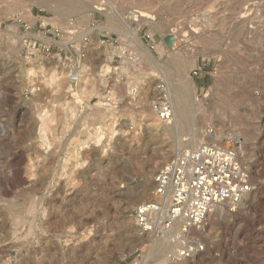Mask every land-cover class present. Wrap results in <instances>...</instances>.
I'll use <instances>...</instances> for the list:
<instances>
[{
  "label": "rangeland",
  "instance_id": "374dc122",
  "mask_svg": "<svg viewBox=\"0 0 264 264\" xmlns=\"http://www.w3.org/2000/svg\"><path fill=\"white\" fill-rule=\"evenodd\" d=\"M7 1L0 2V77L8 79L0 82V264H175L166 240L137 232L133 210L148 199L154 174L211 126L223 143L242 135L252 190L250 206L206 221L194 264H264V134L243 141L249 128L236 120L264 116V0H82L57 13L53 0H18L12 11ZM53 37L60 62L27 53ZM51 71L63 77L59 91L46 82ZM185 76L196 85L194 104L185 95L183 115L160 122L150 105L166 92L173 107ZM110 96L117 100L110 108L96 107ZM84 132L89 138L76 150ZM143 187V197H132Z\"/></svg>",
  "mask_w": 264,
  "mask_h": 264
},
{
  "label": "built area",
  "instance_id": "2783aa9c",
  "mask_svg": "<svg viewBox=\"0 0 264 264\" xmlns=\"http://www.w3.org/2000/svg\"><path fill=\"white\" fill-rule=\"evenodd\" d=\"M26 14L28 19H36L31 10ZM19 21L13 19L11 23ZM43 41H34L31 50L35 52L27 53L38 63L55 59L60 62V54L51 52L57 43L55 37ZM166 95L162 92V97L150 105L156 119L164 123L172 118V105ZM101 100L99 108H110L117 101L112 96ZM202 133L200 143L178 151L154 174L148 199L133 210L137 232L166 240L170 245L168 254L174 262L202 254L205 248L199 236L215 207L237 201L252 189L250 172L242 161L244 144L227 136L224 137L228 143L217 140L213 126Z\"/></svg>",
  "mask_w": 264,
  "mask_h": 264
},
{
  "label": "bare ground",
  "instance_id": "6f19581e",
  "mask_svg": "<svg viewBox=\"0 0 264 264\" xmlns=\"http://www.w3.org/2000/svg\"><path fill=\"white\" fill-rule=\"evenodd\" d=\"M7 1V0H6ZM17 1L18 0H12V1H9V2H11L10 4H12V5H10L9 3V7H11L10 9H9V11L11 10V9H14V8H12V7H15L16 5L17 6H19V2L17 3ZM38 1H44V3L45 2H50L51 0H38ZM53 1H55V5L54 6H52V5H50L49 4V8L52 10V9H55V12L56 11H60V10H65V9H67L68 10V7H72L73 8V10H74V8H78V4L79 3H83V2H81L82 0H53ZM140 1V0H139ZM138 1V2H139ZM0 2H5V0H2V1H0ZM8 2V1H7ZM95 2V1H94ZM140 2H143V1H140ZM146 2V3H145ZM144 3H145V6L146 5H149V4H147L148 2H151V1H145ZM42 3V2H41ZM103 3V2H102ZM108 3H111V1L110 2H108ZM54 4V3H53ZM151 4V3H150ZM67 6V8L65 7V9L64 8H62L63 6ZM144 5V4H143ZM221 5V4H220ZM225 5V4H224ZM83 6H84V4H83ZM107 7V6H106ZM19 8V7H18ZM95 8V7H94ZM14 10H16V9H14ZM18 10V9H17ZM20 10V9H19ZM22 10H24V9H22ZM69 10H70V8H69ZM72 10V9H71ZM77 11H78V9H76ZM102 10V9H101ZM12 11V10H11ZM25 11V10H24ZM26 11H28V9H26ZM219 11V10H218ZM64 12V11H63ZM65 12H67V11H65ZM72 12V11H71ZM75 12V11H74ZM105 12V11H104ZM213 12H216V11H213ZM57 13V12H56ZM61 13V12H60ZM114 13V12H113ZM12 14V13H11ZM59 14V13H58ZM65 15H67V13H64ZM107 14H110L109 13V11L107 12ZM117 15V14H116ZM140 16H141V19H142V21H143V19H148L149 17H148V15L146 14V13H144V12H142L141 14H139ZM231 15H234V13L233 14H231ZM26 16H27V14H26ZM88 16V15H87ZM111 15H109V17H110ZM211 16V15H210ZM214 16V15H213ZM213 16H212V18H213ZM216 16V15H215ZM219 16V15H218ZM217 16V17H218ZM255 16V15H254ZM107 17V16H106ZM231 17V16H230ZM235 17V16H234ZM210 18V17H209ZM222 18H224V17H221V19ZM247 18V17H246ZM55 19H57V18H55ZM215 19V18H214ZM213 19V20H214ZM220 19V18H219ZM218 19V20H219ZM226 19V18H225ZM245 19V18H244ZM250 19V18H249ZM46 20V19H45ZM48 20V19H47ZM46 20V21H47ZM53 20V19H52ZM109 20V19H108ZM151 20V19H150ZM217 19H216V21H218ZM237 20H239V19H237ZM50 21V20H49ZM57 21V20H56ZM116 21V20H115ZM152 21V20H151ZM201 21V20H200ZM205 21H207V19L205 20ZM209 21H212L211 20V18L209 19ZM222 21V20H221ZM241 21V20H240ZM244 21H246V20H244ZM113 22V21H112ZM149 22V21H148ZM154 22V21H153ZM193 22V21H192ZM194 22H196V20L194 21ZM203 22V24H204V21H202ZM234 22V21H233ZM233 22H231L232 24H233ZM235 22H237V21H235ZM109 23V25H112L110 22H108ZM196 23H198V22H196ZM196 23H193V24H196ZM221 23H223V22H221ZM230 23V22H229ZM230 23V24H231ZM242 24L244 23L243 21L241 22ZM240 23V24H241ZM106 24H107V22H106ZM105 24V25H106ZM113 24H117L116 22L115 23H113ZM124 24V23H123ZM199 24H201V23H199ZM207 24V23H206ZM206 24H204V25H206ZM212 24V23H211ZM219 24V23H218ZM224 24V23H223ZM228 24V23H227ZM103 26V25H101V27H99L98 26V29L99 30H101V29H104V30H111V29H113V30H116L117 31V25H116V27H108L107 26V28H106V26ZM122 25V24H121ZM202 25V24H201ZM214 25V24H213ZM233 25H235V24H233ZM105 27V28H103V27ZM215 26V25H214ZM213 26V27H214ZM229 26L230 25H228V28H229ZM240 26V25H239ZM246 26V25H245ZM122 27V26H121ZM191 27V26H190ZM193 27V26H192ZM195 27V26H194ZM200 27V26H199ZM202 27V26H201ZM203 27H205V26H203ZM216 28L217 27H219V29L220 28H223V27H220V24H219V26L217 25V26H215ZM225 27V26H224ZM231 27H233V26H231ZM230 27V28H231ZM241 27H243L244 28V26H241ZM96 28V27H95ZM208 28V27H207ZM210 28V27H209ZM242 28V29H243ZM247 28V27H246ZM92 29V28H91ZM195 29V28H194ZM212 29V28H211ZM214 29V28H213ZM224 29V28H223ZM223 29L221 30V32H223ZM237 29H239L240 30V28H237ZM245 29V28H244ZM248 29V28H247ZM209 30V29H208ZM225 30V29H224ZM229 30V29H228ZM178 31V30H177ZM190 32L192 31V30H189ZM217 31H219V30H217ZM94 32V31H93ZM171 32V31H170ZM173 32H174V30H173ZM220 32V33H221ZM229 32V31H228ZM245 32V31H244ZM211 33V32H210ZM209 33V34H210ZM213 33V32H212ZM241 33V32H240ZM174 34V33H173ZM188 34H190V33H188ZM194 34V33H193ZM197 34V33H196ZM199 34H201V33H199ZM203 34H204V32H203ZM214 34V33H213ZM215 34H216V32H215ZM223 34V33H222ZM221 34V35H222ZM237 34H239V33H237ZM243 34V33H242ZM207 35V34H206ZM217 35H219L220 36V34H217ZM241 35V34H240ZM200 36V35H199ZM202 36V35H201ZM211 36V35H210ZM228 36V35H227ZM175 37H177V36H175ZM179 37V36H178ZM177 37V38H178ZM191 37V36H190ZM195 37V36H194ZM204 37V36H203ZM205 37H208V36H205ZM204 37V38H205ZM215 37H217L216 35H215ZM215 37H214V39H215ZM188 38V37H187ZM218 38H220V37H218ZM135 39V41H136V43L147 53V54H149L147 51H146V48H145V46L143 45V43L140 41V39L138 38V37H135L134 38ZM194 39V38H193ZM199 39V38H198ZM209 38H207L206 40H208ZM224 39V38H223ZM180 40V39H179ZM200 40V39H199ZM199 40H198V42H199ZM225 40V39H224ZM202 41V40H201ZM205 41V40H204ZM203 41V42H204ZM205 44L207 43H211V41L210 42H204ZM213 43V42H212ZM211 43V45H213ZM65 45V44H64ZM220 52V51H219ZM222 52V51H221ZM175 53V52H174ZM176 55V54H175ZM177 56H178V54H177ZM176 59V58H175ZM182 59H184V58H182ZM181 60V59H180ZM181 61H183V60H181ZM189 61H191V60H189ZM188 61V62H189ZM184 62H186V61H184ZM177 63V62H176ZM181 63V62H180ZM185 63H183V65H184ZM187 64H189V63H187ZM103 65V64H102ZM176 65V64H175ZM178 65V64H177ZM194 66V60H192L191 62H190V64L188 65V66ZM41 66L42 65H39V67H38V70L39 71H41L42 70V68H41ZM180 68V67H179ZM84 69V68H83ZM84 70H87V69H84ZM103 70V69H102ZM180 70H182V69H180ZM24 73H26V74H31V73H33V75H34V73H35V70L33 69V68H24ZM83 71V70H82ZM82 71H79L78 72V74L76 75V77L75 78H77L76 80H77V82H79L80 83V81H82V80H85L86 78H85V75L83 76V75H81L80 73H82ZM85 72V71H84ZM99 73V72H98ZM59 74L60 73H56V71H51V73H50V75H49V77L47 78V81L46 82H48L49 84H51V85H53L52 87H53V89L55 88V89H57L56 91H59V89L61 88V80H62V76L60 77L59 76ZM67 74V73H66ZM100 74V73H99ZM32 75V74H31ZM68 75H70V74H68ZM72 76V75H71ZM31 78V77H30ZM4 80H8L7 79V77H0V82H4ZM179 80V79H178ZM182 82L181 83H179L178 85H177V88L175 89V91L173 92V93H171L172 94V98H173V107H172V118H171V120L174 122H176V120L177 119H179L180 118V116L181 115H183V108L182 107H184L183 106V104H185L183 101H184V96L185 95H187V98H188V100H189V102H186V103H190V101H191V104H194V102H195V98H194V95H195V92H196V85H195V83H194V81L192 80V78L191 77H189V76H185V78H183V80H181ZM31 83H32V81H31ZM5 84V83H4ZM7 84V83H6ZM34 85V84H33ZM89 92V91H88ZM168 92L170 93V90L168 89ZM10 97V96H9ZM13 101V100H12ZM260 103H262V102H260ZM257 105V104H256ZM68 106V105H67ZM87 106V105H86ZM147 106L148 105H146V108H147ZM191 106V105H190ZM190 106H188V107H190ZM194 106V105H193ZM69 107V106H68ZM68 107H65V109L64 110H68L69 108ZM96 107H97V105H96ZM99 107V106H98ZM149 107V106H148ZM198 107V106H197ZM255 107V106H254ZM261 107H264V106H261ZM67 108V109H66ZM198 108H200V107H198ZM22 109H20V108H18V109H16V113H17V117H21L22 118V116H23V114H25V113H23V111H21ZM70 110V109H69ZM100 110V109H99ZM98 109L97 110H95L94 111V113L97 115H99V114H101L100 113V111H99ZM104 110V109H103ZM102 110V111H103ZM147 110V109H146ZM150 110V109H149ZM21 111V112H20ZM92 111H93V109H92ZM105 111V110H104ZM103 111V112H104ZM257 111V110H256ZM91 112V111H90ZM147 112V111H146ZM149 112H151V111H149ZM106 113H108L107 111H106ZM105 113V114H106ZM148 113V112H147ZM187 113V112H186ZM45 114V113H44ZM93 114V113H92ZM92 114H90V115H92ZM109 114H111V113H109ZM150 113H148V115H149ZM243 114V113H242ZM250 114H252V113H250ZM255 114V113H254ZM42 115V114H41ZM46 115V114H45ZM185 115H187V114H185ZM184 115V116H185ZM208 115V114H207ZM43 116V115H42ZM47 116H48V114H47ZM46 116V117H47ZM93 116H95L94 114H93ZM151 116V115H150ZM203 115L201 114V117H202ZM247 116V115H246ZM245 115L243 116V115H240V116H238L237 117V121H238V123L237 124H239V123H242V124H245V125H247V128H249V130H248V132H245V134H244V137L245 138H243V141H249V139L250 140H252L253 138L254 139H256L257 137V139L259 140L260 138H261V135L262 134H264V116H262V114L261 113H259V112H256V114H255V117L252 119V120H250L248 117H246ZM253 116V115H252ZM24 117V116H23ZM39 117H41V116H39ZM105 117V116H104ZM43 118H44V116H43ZM43 118L41 117V119L40 120H43ZM100 118V117H99ZM103 118V117H102ZM206 117H204L203 116V119H205ZM208 118V117H207ZM249 119V120H248ZM45 120V119H44ZM44 120L43 121H41V122H44ZM207 120H210V119H207ZM206 121V120H205ZM249 121V122H248ZM102 122H104V121H102ZM111 122V121H110ZM115 122V121H114ZM210 122V121H209ZM152 123V122H151ZM212 123V122H211ZM43 124H45V123H43ZM111 124H113V123H111ZM150 124V123H149ZM148 124V125H149ZM153 124V123H152ZM156 123H154L153 125H155ZM41 125V124H40ZM108 125V124H107ZM152 125V126H153ZM202 125V124H201ZM43 126V125H42ZM45 126V125H44ZM43 126V128H45L46 129V127H44ZM157 127H159V125H156ZM155 126V127H156ZM92 127H94V126H92ZM242 127H245V126H242ZM241 127V128H242ZM39 128H41V127H39ZM42 128V129H43ZM109 128V127H108ZM110 128H112V126H110ZM246 128V127H245ZM246 128V129H247ZM96 129V128H95ZM105 129V128H104ZM219 130V129H218ZM41 131V130H40ZM46 131V130H45ZM95 131V130H94ZM103 131V130H102ZM107 131V130H106ZM115 131V130H114ZM113 131V132H114ZM87 132V131H86ZM243 132V131H242ZM40 133H44L45 134V132H40ZM39 133V134H40ZM85 133V132H84ZM111 133H112V130H111ZM232 133V132H231ZM247 133V134H246ZM93 134H96L95 135V137H96V139H98L99 140V137H100V133H96V131L93 133ZM114 134V133H113ZM220 135V134H219ZM223 135H225L224 133H223ZM228 135V134H227ZM230 135H232L233 136V133L232 134H230ZM246 135V136H245ZM39 136V135H38ZM106 136V135H105ZM216 136V135H215ZM218 136V135H217ZM216 136V137H217ZM242 137V135H236L235 134V136H234V138L235 139H239V137ZM112 137V136H111ZM223 137V136H222ZM43 138L45 139V136H43ZM89 137L87 136V134L85 133L83 136H82V138H79V139H77L76 140V146H74V145H72V146H74L73 148H75L76 150H80V149H82V146L86 143V140L88 139ZM233 138V139H234ZM192 144H194V145H197L199 142H200V138H198L197 136H192ZM36 140V139H35ZM41 140V139H40ZM97 140V141H98ZM42 141V144H43V141L44 140H41ZM262 141V140H261ZM95 142V141H94ZM260 142V141H259ZM45 143V142H44ZM96 143V142H95ZM45 145V144H44ZM258 145V144H257ZM37 147H39V146H37ZM86 147V146H85ZM255 147H256V145H255ZM257 147H259L260 148V146H257ZM157 150V149H156ZM74 151V150H73ZM259 150H257V152H258ZM21 152V151H20ZM22 153V152H21ZM75 153V152H74ZM155 153V152H154ZM153 153V154H154ZM159 153V152H158ZM17 154H19V153H17ZM155 154H157V153H155ZM160 154H162V153H160ZM73 155L74 154H70V157H67L68 159H66L65 160V164L67 165L68 163V161H70L71 160V158L72 159H75V158H73ZM41 156V155H40ZM149 156V155H148ZM20 157V156H19ZM19 157H16V160L17 159H19ZM150 158H151V156H149ZM14 158V157H13ZM124 158V157H123ZM148 158V157H147ZM40 159V158H39ZM22 160V159H21ZM11 162V161H10ZM21 162V161H20ZM18 164V163H17ZM76 164H78V163H76ZM126 164V163H125ZM36 165V164H35ZM66 168V167H65ZM119 168H121V167H119ZM19 169V168H18ZM64 171L66 170V169H63ZM95 175V174H94ZM61 177V176H60ZM125 190V189H124ZM139 190V189H138ZM145 189H144V187L142 188V189H140L139 191H135V192H132V197H134V198H136V199H139L141 196L143 197V194H144V191ZM250 190H252V189H250ZM255 193V192H254ZM131 194V193H130ZM254 195V194H253ZM147 197V196H146ZM244 205H247V206H250V203H249V200L246 198V195H244V196H242L240 199H238L237 201H234V202H232V201H228V202H225V203H223V204H220V205H218V206H216L215 207V209H214V213L212 214V216L210 217V219L211 220H213V221H216L219 217H221V216H223V215H229L230 213H233L234 211H236V209H238V210H241L242 208H243V206ZM125 208H127V207H125ZM226 217V216H225ZM209 219V220H210ZM210 220V221H211ZM126 223V222H125ZM133 230V229H132ZM208 233V232H207ZM210 233V232H209ZM204 234V233H203ZM159 240H161V239H159ZM163 240V239H162ZM157 243H158V241H156ZM164 243V242H163ZM153 245V244H152ZM153 248H155V247H153ZM200 255V254H199ZM202 255V254H201ZM200 255V256H201ZM194 259L195 258H190V259H187V260H180V259H176V261H175V264H194L195 263V261H194ZM162 260V259H161ZM163 261V260H162Z\"/></svg>",
  "mask_w": 264,
  "mask_h": 264
}]
</instances>
